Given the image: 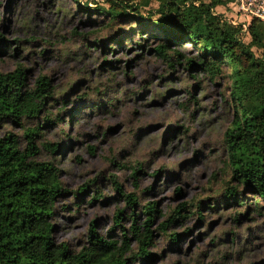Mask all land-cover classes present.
Here are the masks:
<instances>
[{
  "label": "rangeland",
  "instance_id": "rangeland-1",
  "mask_svg": "<svg viewBox=\"0 0 264 264\" xmlns=\"http://www.w3.org/2000/svg\"><path fill=\"white\" fill-rule=\"evenodd\" d=\"M83 3L86 11L74 0H0V35L9 44L0 48V71L21 64L28 70L27 88L46 76L53 90L39 117L1 124L0 137L12 132L25 148V131L41 127L39 159L60 169L67 191L56 205L54 240L78 252L89 245L92 222L105 240L122 239L114 216L125 201L111 183L114 175L124 192L139 196L140 224L141 207L148 202H156L163 215L154 228L178 205L202 203L203 220L194 207V215L188 211L181 224L169 228L180 234L175 244L155 233L150 251L156 256L129 264H264V217L252 210L250 218L233 221L236 212L254 207L257 195L241 186L239 202L225 204L228 188L237 185L224 164V133L234 118L229 76L213 80L184 61L171 67L157 55L160 42L152 31L137 33L144 24L128 17L109 26L98 10L104 0ZM233 3L216 12L248 25L250 13ZM143 15L149 17L148 10ZM178 50L186 57L198 52L191 44ZM46 143L60 150L52 154ZM140 166L135 180L132 171ZM84 185H90L85 194L75 193ZM97 190L103 197L92 200ZM215 201L221 204L216 207ZM122 223L126 229L132 224ZM132 247L137 249L135 240Z\"/></svg>",
  "mask_w": 264,
  "mask_h": 264
},
{
  "label": "trees",
  "instance_id": "trees-1",
  "mask_svg": "<svg viewBox=\"0 0 264 264\" xmlns=\"http://www.w3.org/2000/svg\"><path fill=\"white\" fill-rule=\"evenodd\" d=\"M74 1L82 11L88 9L83 0ZM155 2L157 9L151 8ZM232 2L238 5L237 0H104L105 6H99L98 10L108 18L109 26L128 17L138 25L144 24L137 33L141 36L145 29L151 30L160 42L155 47L157 55L171 67L174 62L184 61L186 68L202 70L213 80L229 76L234 118L224 133V164L237 185L228 188L225 204L231 200L235 204L239 202L243 195L241 186L258 197L254 207L247 206L242 199L241 204L247 206L244 214L233 215V221L240 223L250 218L252 210L264 217V20L252 16L245 28L216 12L219 6ZM89 3H98V0H87ZM145 10L149 17L143 15ZM131 28V31L135 29ZM0 43V48L7 50L9 44L2 34ZM184 44L193 45L197 55L182 54L178 45ZM136 46L142 47L143 43L137 42ZM27 71L21 64L14 71H0V125L7 122L22 125L24 118L39 117L52 98L53 90L46 76L39 77L33 89L27 88ZM47 114L45 121L49 122L51 113ZM40 128L25 131L28 141L25 148L12 132L0 137V264H129L150 260L156 256L150 251L156 245L155 233L166 236L173 245L180 234L169 233V228L181 224L188 217V211L194 215L192 210L196 207L199 219H204L202 203L193 200L175 207L154 228L155 221L163 215L156 202H148L141 207L145 221L140 224L136 210L139 196L124 192L118 177L112 175L111 183L125 201V206L118 208L114 216V227L119 226L122 239L105 240L97 234L92 222L89 245L80 251L57 243L53 237L56 205L67 191L60 169L52 161L39 159L36 138ZM61 133L71 139L68 132L61 130ZM44 147L54 154L61 146L46 143ZM141 167L132 171L135 180ZM88 186L80 187L75 193L85 194ZM98 192L95 191L92 200L103 197ZM220 204L215 201L213 205ZM243 215L246 216L243 218ZM126 219L132 223L128 229L122 223ZM232 234L231 240L236 241L238 235ZM133 240L137 243L136 250L132 247Z\"/></svg>",
  "mask_w": 264,
  "mask_h": 264
},
{
  "label": "built area",
  "instance_id": "built-area-1",
  "mask_svg": "<svg viewBox=\"0 0 264 264\" xmlns=\"http://www.w3.org/2000/svg\"><path fill=\"white\" fill-rule=\"evenodd\" d=\"M240 9L264 20V2L261 0H237ZM247 28L246 25H244Z\"/></svg>",
  "mask_w": 264,
  "mask_h": 264
},
{
  "label": "crops",
  "instance_id": "crops-1",
  "mask_svg": "<svg viewBox=\"0 0 264 264\" xmlns=\"http://www.w3.org/2000/svg\"><path fill=\"white\" fill-rule=\"evenodd\" d=\"M234 5L236 4V2L233 3Z\"/></svg>",
  "mask_w": 264,
  "mask_h": 264
}]
</instances>
